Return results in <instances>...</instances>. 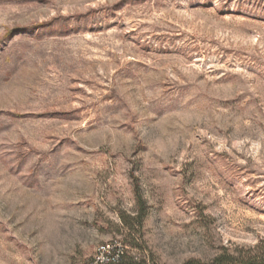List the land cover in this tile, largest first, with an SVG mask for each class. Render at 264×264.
I'll list each match as a JSON object with an SVG mask.
<instances>
[{
    "label": "rangeland",
    "instance_id": "obj_1",
    "mask_svg": "<svg viewBox=\"0 0 264 264\" xmlns=\"http://www.w3.org/2000/svg\"><path fill=\"white\" fill-rule=\"evenodd\" d=\"M114 240L264 264V0H0V264Z\"/></svg>",
    "mask_w": 264,
    "mask_h": 264
},
{
    "label": "built area",
    "instance_id": "obj_2",
    "mask_svg": "<svg viewBox=\"0 0 264 264\" xmlns=\"http://www.w3.org/2000/svg\"><path fill=\"white\" fill-rule=\"evenodd\" d=\"M126 248L119 241H109L100 244L93 255L82 264H121L125 256Z\"/></svg>",
    "mask_w": 264,
    "mask_h": 264
},
{
    "label": "trees",
    "instance_id": "obj_3",
    "mask_svg": "<svg viewBox=\"0 0 264 264\" xmlns=\"http://www.w3.org/2000/svg\"><path fill=\"white\" fill-rule=\"evenodd\" d=\"M139 201H140V200H139ZM139 205H141V202H139ZM140 207H142V205H141ZM142 218H143V214H140V215L136 218V220H137V225H138V226H141ZM223 260H224L223 257H219V258H217V259L214 260L213 264H222Z\"/></svg>",
    "mask_w": 264,
    "mask_h": 264
}]
</instances>
